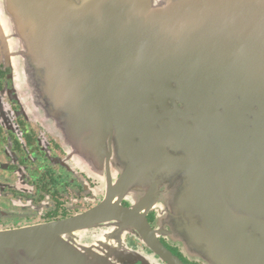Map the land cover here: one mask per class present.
I'll use <instances>...</instances> for the list:
<instances>
[{
	"label": "water",
	"instance_id": "1",
	"mask_svg": "<svg viewBox=\"0 0 264 264\" xmlns=\"http://www.w3.org/2000/svg\"><path fill=\"white\" fill-rule=\"evenodd\" d=\"M0 10L32 103L108 191L85 216L0 232V264L68 261L102 211H155L159 234L204 264H264V0Z\"/></svg>",
	"mask_w": 264,
	"mask_h": 264
},
{
	"label": "flooded vegetation",
	"instance_id": "2",
	"mask_svg": "<svg viewBox=\"0 0 264 264\" xmlns=\"http://www.w3.org/2000/svg\"><path fill=\"white\" fill-rule=\"evenodd\" d=\"M9 1L0 0V8ZM1 20L11 22L6 15ZM15 39L0 33V232L82 217L108 198L105 182L89 167L88 151L71 149L32 103L13 57ZM120 204L132 208L127 200ZM155 214L128 219L121 211H102L76 243H68V261L49 257L46 264H204L159 234Z\"/></svg>",
	"mask_w": 264,
	"mask_h": 264
}]
</instances>
